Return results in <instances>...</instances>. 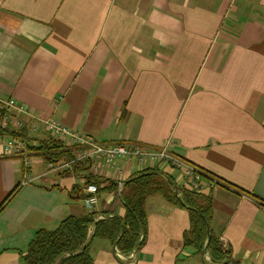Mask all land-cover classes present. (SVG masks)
<instances>
[{
  "label": "crops",
  "instance_id": "crops-1",
  "mask_svg": "<svg viewBox=\"0 0 264 264\" xmlns=\"http://www.w3.org/2000/svg\"><path fill=\"white\" fill-rule=\"evenodd\" d=\"M0 98L101 143L168 146L221 182L195 191L212 197L209 230L232 262L264 264V0H0ZM39 157L28 170L0 146V205L19 184L0 208V264H24L38 229L87 212L69 198L83 177ZM116 165L122 173L101 165L96 176L121 187L139 172ZM93 211L125 214L115 192L99 193ZM145 211L129 263L89 228L92 264H211L183 246L185 209L156 195Z\"/></svg>",
  "mask_w": 264,
  "mask_h": 264
},
{
  "label": "trees",
  "instance_id": "trees-1",
  "mask_svg": "<svg viewBox=\"0 0 264 264\" xmlns=\"http://www.w3.org/2000/svg\"><path fill=\"white\" fill-rule=\"evenodd\" d=\"M124 114L125 109L122 110L120 118L124 117ZM24 132V130H20L17 135L23 136ZM33 137L29 136L30 139ZM37 140V145L28 146L29 152L32 155L42 156L47 164L64 161L73 156L74 150L64 145L59 139L47 135ZM171 152L175 154L174 151ZM90 166L91 160L88 159L78 160L73 165V172L77 176H82L84 182L70 188L69 198L71 200L83 199V188L87 184L93 183L97 186V194L115 192L117 199L125 208L124 216L99 213L90 207L82 215L67 216L53 229H38L22 255L24 264H92L93 258L89 252L88 244L89 228L92 229V237L108 239L116 246L119 253L125 256L133 250L137 251L146 232L145 202L147 198L156 195L163 198L168 204L188 212L189 227L183 233L182 238L184 247L191 248L193 254L203 255L207 252L211 264H236L230 259L227 250L222 247L220 239L215 237L211 230L207 233L206 224L209 225L212 218V197L210 194L176 185L173 177L166 175L167 167L163 170L157 167L139 170L134 176L123 181L122 186L118 188V182L103 180L91 175L89 173ZM205 177L209 176L205 174ZM18 189L19 184L6 195L0 208L12 198ZM255 199L264 208V201L257 197ZM99 215L102 217L99 218ZM226 261L230 262L226 263Z\"/></svg>",
  "mask_w": 264,
  "mask_h": 264
},
{
  "label": "built area",
  "instance_id": "built-area-1",
  "mask_svg": "<svg viewBox=\"0 0 264 264\" xmlns=\"http://www.w3.org/2000/svg\"><path fill=\"white\" fill-rule=\"evenodd\" d=\"M20 130L25 131L23 136L17 135ZM41 130L74 150L71 158L50 163L47 169L49 171L68 172L73 170V165L78 160L88 159L91 160L89 168L91 173H98L100 166L105 165L115 167V171L119 174L122 173V169L116 165V161L124 159L127 163L134 162L139 170L148 167H157L158 169L167 167L165 170L167 174H164L169 175L168 171H171L182 183L181 187L193 188L196 191L204 190L206 187L213 188L220 183L216 179L205 177L201 169L175 155L168 146L150 148L119 142L101 143L89 136L77 133L55 119L40 116L23 103L11 98H0V144L4 155L21 156L22 166L28 169L31 165L28 149V146H31L29 136L31 133H38ZM33 179L34 177L32 178L27 171L24 173L22 184ZM83 192L84 198L82 200L85 207H93L98 198L97 186L89 183L84 187ZM133 252L126 257L120 254L119 256L131 259Z\"/></svg>",
  "mask_w": 264,
  "mask_h": 264
},
{
  "label": "rangeland",
  "instance_id": "rangeland-1",
  "mask_svg": "<svg viewBox=\"0 0 264 264\" xmlns=\"http://www.w3.org/2000/svg\"><path fill=\"white\" fill-rule=\"evenodd\" d=\"M0 146H1V144H0ZM29 155H30V158H31V162H30V164H32V162H33V156H34V155H32L30 152H29ZM7 156H8V155H7ZM42 159L45 161V159H44L42 156H40V157H39V160H41V161H38V162L41 163L43 169H44V168L46 169V167H47V163L44 162ZM28 170H29V168H28ZM89 173H90L91 175H95V176L97 175V173H91L90 170H89ZM83 182H84V178H83ZM83 190H84V188H83ZM83 190H82V191H83ZM83 193H84V192H83ZM96 203H97V202H96ZM96 203H95V204H96ZM100 217H102V215H99V218H100ZM88 231H89V230H88ZM113 248H114V247H113ZM133 251H134V252H133ZM133 251H132V252L135 253L136 250H133ZM114 252H115L116 256L119 258V260H121V261H123V262H126V263H129V262H130V260H127L128 258H127V259H126V258H121V257L119 256V254H120V255H123L124 257H126L124 254L119 253V251L117 250L116 246H115ZM132 252H131V253H132Z\"/></svg>",
  "mask_w": 264,
  "mask_h": 264
},
{
  "label": "water",
  "instance_id": "water-1",
  "mask_svg": "<svg viewBox=\"0 0 264 264\" xmlns=\"http://www.w3.org/2000/svg\"><path fill=\"white\" fill-rule=\"evenodd\" d=\"M206 230H207V233H209V225L208 224H206ZM114 249H115V245H114ZM228 262H230V261H226V263H228Z\"/></svg>",
  "mask_w": 264,
  "mask_h": 264
}]
</instances>
